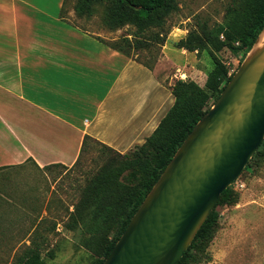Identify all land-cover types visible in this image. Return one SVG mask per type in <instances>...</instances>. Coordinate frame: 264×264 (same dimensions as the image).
I'll use <instances>...</instances> for the list:
<instances>
[{
	"label": "crops",
	"instance_id": "crops-1",
	"mask_svg": "<svg viewBox=\"0 0 264 264\" xmlns=\"http://www.w3.org/2000/svg\"><path fill=\"white\" fill-rule=\"evenodd\" d=\"M67 4L0 0V236L5 222H43L48 214L49 198L18 181L24 167H70L87 154L84 142L125 153L174 103L175 71L157 69L174 64L166 44L150 69L108 45L119 29L107 36L83 29Z\"/></svg>",
	"mask_w": 264,
	"mask_h": 264
},
{
	"label": "trees",
	"instance_id": "trees-1",
	"mask_svg": "<svg viewBox=\"0 0 264 264\" xmlns=\"http://www.w3.org/2000/svg\"><path fill=\"white\" fill-rule=\"evenodd\" d=\"M68 2L70 0H64L65 5ZM73 3L75 16L80 18L92 16L100 5L104 8L102 21L109 29L134 24L136 31L131 34L133 37L157 27L155 35L161 36V44L165 41L166 32L162 34V30L166 19L178 9L177 0H74ZM263 27L264 0H224L221 21L210 22L197 15L186 35L174 45L187 51H196L197 54L205 52L209 56L210 68L204 82L200 84L193 78L175 79L170 86L174 103L145 141L127 152L120 153L96 142L112 151L115 157L102 165L82 187L65 224L72 231L81 228L78 245L91 252V264H101L109 254L176 149L216 100L233 74H229V68L218 56V52L227 48L232 53H241V57H245ZM119 39L108 45L127 55L129 51L123 48L125 45L130 46V41L128 37ZM139 61L148 68H153L147 62ZM81 150H87L85 142ZM263 153L264 138L251 160L261 157ZM51 166L67 167L51 164L43 169ZM236 201L237 194L231 186L222 191L214 208L176 264H194L198 261L197 255L204 252L215 230V207ZM38 226V222L34 223L22 237L28 242H18L17 250L9 258V264H51L47 258L55 257L54 250L46 247L48 239L43 231L39 232Z\"/></svg>",
	"mask_w": 264,
	"mask_h": 264
},
{
	"label": "rangeland",
	"instance_id": "rangeland-1",
	"mask_svg": "<svg viewBox=\"0 0 264 264\" xmlns=\"http://www.w3.org/2000/svg\"><path fill=\"white\" fill-rule=\"evenodd\" d=\"M73 2L74 0H70L67 5L72 8ZM177 3L178 9L167 17L162 30V34L166 32L164 52L174 64L162 63L157 66L158 73L172 74L176 68H180L187 73V78L194 77L203 83L210 68L209 56L205 52L197 54L196 51L188 52L186 49L181 52L174 44L186 35L197 15L210 22L221 21L224 0H177ZM103 10L98 5L92 16H75L73 22L83 29L102 31L107 36L105 32L109 28L102 21ZM118 29L117 39L128 37L130 41V46L125 45L123 48L129 51L127 55L135 56L154 68L162 57L164 45L161 44V36L155 35L158 28H149L136 37L131 35L136 31L134 24H125ZM111 41L113 40H106L107 43ZM218 56L228 66L229 74L234 73L245 59L241 57V53L234 54L227 48L219 51ZM175 79L174 77L173 82ZM114 157L112 151L93 142L88 146L87 154L70 167L51 166L36 170L26 166L22 169L23 178L18 181L22 185L38 187L40 196H44L43 201L49 198L48 214L44 215L43 222H38L39 232L43 231L48 239L46 247L54 250L53 259L46 257L49 263L91 264V252L78 245L81 228L72 231L65 224L82 187L102 165ZM229 186L237 194V201L215 207L217 223L213 236L204 252L197 255L198 261L194 264H264V153L259 158H250ZM34 223L5 222L0 236V264H9V258L18 248V240L27 234ZM22 242L28 240L25 238Z\"/></svg>",
	"mask_w": 264,
	"mask_h": 264
},
{
	"label": "water",
	"instance_id": "water-1",
	"mask_svg": "<svg viewBox=\"0 0 264 264\" xmlns=\"http://www.w3.org/2000/svg\"><path fill=\"white\" fill-rule=\"evenodd\" d=\"M231 75L101 264H176L264 138V42Z\"/></svg>",
	"mask_w": 264,
	"mask_h": 264
},
{
	"label": "built area",
	"instance_id": "built-area-1",
	"mask_svg": "<svg viewBox=\"0 0 264 264\" xmlns=\"http://www.w3.org/2000/svg\"><path fill=\"white\" fill-rule=\"evenodd\" d=\"M174 76L176 79H186L187 73L185 71H181L180 68H176Z\"/></svg>",
	"mask_w": 264,
	"mask_h": 264
},
{
	"label": "bare ground",
	"instance_id": "bare-ground-1",
	"mask_svg": "<svg viewBox=\"0 0 264 264\" xmlns=\"http://www.w3.org/2000/svg\"><path fill=\"white\" fill-rule=\"evenodd\" d=\"M264 42V32H262L259 36V39L257 40V42L255 43L253 49L259 48L263 45Z\"/></svg>",
	"mask_w": 264,
	"mask_h": 264
}]
</instances>
